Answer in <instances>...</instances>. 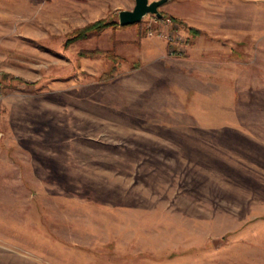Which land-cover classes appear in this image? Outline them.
<instances>
[{"label": "rangeland", "instance_id": "obj_1", "mask_svg": "<svg viewBox=\"0 0 264 264\" xmlns=\"http://www.w3.org/2000/svg\"><path fill=\"white\" fill-rule=\"evenodd\" d=\"M178 1L121 25L135 0H0V264H221L264 238V0H206L220 36Z\"/></svg>", "mask_w": 264, "mask_h": 264}, {"label": "crops", "instance_id": "obj_2", "mask_svg": "<svg viewBox=\"0 0 264 264\" xmlns=\"http://www.w3.org/2000/svg\"><path fill=\"white\" fill-rule=\"evenodd\" d=\"M197 2L198 3L196 6H191V1L189 0H187V2L186 0H179L178 2H175V6L172 8L174 10L173 12H175V16L186 20L190 25L197 27L199 30L202 31L201 35H208L207 33L213 36L227 35V28L228 25H230L228 23L227 17H225L222 22V18H220L219 15L216 17V14L211 15L210 13V17L208 18V4L206 0H197ZM208 19L211 20L207 21ZM208 22L210 24H208ZM213 25L218 26L215 28L216 30L212 29ZM235 30L238 35H243L242 29H240V31L242 32H239L238 28H236ZM165 45H163V48L166 47ZM193 61L194 58L192 56L185 58V61L182 62H177L175 59V65L177 66V69H183V71L180 73L181 76H184L187 79L188 77H190V75L187 74L191 71L190 68L192 67ZM204 80L209 81L208 79ZM254 240H252V242L248 240V242L255 245V247L253 246L252 251L247 253L245 257L229 258V260L227 261H222L221 264H264V238H262L261 241L259 240L258 242H255Z\"/></svg>", "mask_w": 264, "mask_h": 264}, {"label": "water", "instance_id": "obj_3", "mask_svg": "<svg viewBox=\"0 0 264 264\" xmlns=\"http://www.w3.org/2000/svg\"><path fill=\"white\" fill-rule=\"evenodd\" d=\"M168 0H135L132 9L119 10V23L121 25L133 24L139 22L148 13H155L162 16L159 7Z\"/></svg>", "mask_w": 264, "mask_h": 264}, {"label": "trees", "instance_id": "obj_4", "mask_svg": "<svg viewBox=\"0 0 264 264\" xmlns=\"http://www.w3.org/2000/svg\"><path fill=\"white\" fill-rule=\"evenodd\" d=\"M104 24H106L104 21H99L98 23H95V24L93 23L89 25L86 29H82L81 34H83L85 31H88L89 29H92V28H100ZM195 32L198 33L199 30L195 29Z\"/></svg>", "mask_w": 264, "mask_h": 264}, {"label": "built area", "instance_id": "obj_5", "mask_svg": "<svg viewBox=\"0 0 264 264\" xmlns=\"http://www.w3.org/2000/svg\"><path fill=\"white\" fill-rule=\"evenodd\" d=\"M2 97H3L2 91L0 90V101H1Z\"/></svg>", "mask_w": 264, "mask_h": 264}]
</instances>
